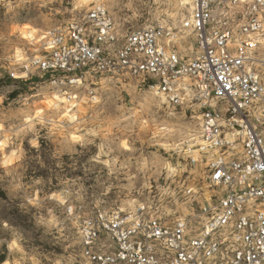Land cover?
<instances>
[{
  "label": "built area",
  "instance_id": "obj_1",
  "mask_svg": "<svg viewBox=\"0 0 264 264\" xmlns=\"http://www.w3.org/2000/svg\"><path fill=\"white\" fill-rule=\"evenodd\" d=\"M185 4L177 27L120 33L103 0H89L41 33L17 75L36 73L70 104L105 81L199 111L185 146L204 159L211 192L188 189L187 213L171 221L143 209L86 213L84 264H264V0Z\"/></svg>",
  "mask_w": 264,
  "mask_h": 264
},
{
  "label": "rangeland",
  "instance_id": "obj_2",
  "mask_svg": "<svg viewBox=\"0 0 264 264\" xmlns=\"http://www.w3.org/2000/svg\"><path fill=\"white\" fill-rule=\"evenodd\" d=\"M103 2L120 33L155 23L174 28L186 14V0ZM78 5H0V140L8 144L7 153L0 148V264H84L77 229L86 213L143 209L171 221L187 213L188 189L194 197L211 192L204 159L185 146L197 127L194 107L105 81L90 85V101L70 104L52 99L36 73L17 77L41 33Z\"/></svg>",
  "mask_w": 264,
  "mask_h": 264
},
{
  "label": "bare ground",
  "instance_id": "obj_3",
  "mask_svg": "<svg viewBox=\"0 0 264 264\" xmlns=\"http://www.w3.org/2000/svg\"><path fill=\"white\" fill-rule=\"evenodd\" d=\"M79 2H81L82 5H86L89 2V0H79ZM24 35H25L24 37H27V38H31V39H35L36 38V32H28V33H25ZM51 95H52V99L54 98L55 101L65 102V100L62 97H60L59 95L54 94V93H51ZM162 101L163 100L161 98V102ZM162 129H165V128H162ZM186 140H188V139H186ZM187 143H189V141H187Z\"/></svg>",
  "mask_w": 264,
  "mask_h": 264
},
{
  "label": "snow or ice",
  "instance_id": "obj_4",
  "mask_svg": "<svg viewBox=\"0 0 264 264\" xmlns=\"http://www.w3.org/2000/svg\"><path fill=\"white\" fill-rule=\"evenodd\" d=\"M78 7H79V5H78ZM17 60L18 61H23V56H21L19 53L17 54ZM28 74H31V73L29 72ZM2 127L3 126L0 125V128H2ZM0 148H2L5 153H7V151H8V144L5 141L0 140ZM13 155H15V153H13ZM8 163H11V161H9Z\"/></svg>",
  "mask_w": 264,
  "mask_h": 264
}]
</instances>
